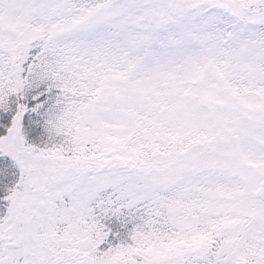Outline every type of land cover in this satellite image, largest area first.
<instances>
[{
	"label": "snow or ice",
	"instance_id": "obj_1",
	"mask_svg": "<svg viewBox=\"0 0 264 264\" xmlns=\"http://www.w3.org/2000/svg\"><path fill=\"white\" fill-rule=\"evenodd\" d=\"M0 264H264V0H0Z\"/></svg>",
	"mask_w": 264,
	"mask_h": 264
}]
</instances>
